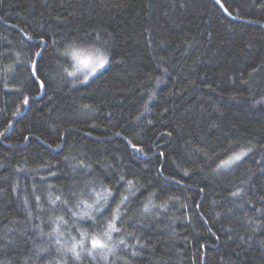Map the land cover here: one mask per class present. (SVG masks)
I'll return each instance as SVG.
<instances>
[{
    "label": "trees",
    "instance_id": "trees-1",
    "mask_svg": "<svg viewBox=\"0 0 264 264\" xmlns=\"http://www.w3.org/2000/svg\"><path fill=\"white\" fill-rule=\"evenodd\" d=\"M0 264H264V0H0Z\"/></svg>",
    "mask_w": 264,
    "mask_h": 264
},
{
    "label": "snow or ice",
    "instance_id": "snow-or-ice-1",
    "mask_svg": "<svg viewBox=\"0 0 264 264\" xmlns=\"http://www.w3.org/2000/svg\"><path fill=\"white\" fill-rule=\"evenodd\" d=\"M96 63H97L98 66H102L105 63V60H104V58L98 59ZM36 71L38 72L39 69L37 68ZM40 85L44 86V82L40 81ZM23 103L25 105H27L29 103V98H25L23 100ZM244 155H245V152L242 150L240 153L235 154L233 157L229 158L228 160L222 161L220 166L226 167V166L232 164L234 161H240L241 158ZM121 179H123V177H121ZM127 183L131 187V185L133 184V181H127ZM37 199H39V198L37 197ZM57 199H59V197ZM121 203H124L123 199L121 200ZM89 207H91V206H89ZM116 215L117 216L119 215V205H117V208H116ZM119 231H120V229L117 227L116 223L113 220H110L109 224H108V230L104 233V235L108 239H111V233L112 232H119ZM120 242L123 243V241H120ZM91 244H92L93 248H96V247H100V248L107 247V245L102 240H100L99 238H96V237H93V239L91 240ZM70 251H72L73 253H76V247L73 246L70 249ZM76 256H77V258H79V253H76Z\"/></svg>",
    "mask_w": 264,
    "mask_h": 264
},
{
    "label": "rangeland",
    "instance_id": "rangeland-1",
    "mask_svg": "<svg viewBox=\"0 0 264 264\" xmlns=\"http://www.w3.org/2000/svg\"><path fill=\"white\" fill-rule=\"evenodd\" d=\"M106 51L100 48H84V47H78L73 50V58L75 59V72L83 78V81H87L90 78H92L87 69L83 67V65L80 64V61H84L88 64H94L97 62L98 59L105 58ZM78 76V75H77ZM85 77H88L85 79Z\"/></svg>",
    "mask_w": 264,
    "mask_h": 264
},
{
    "label": "clouds",
    "instance_id": "clouds-1",
    "mask_svg": "<svg viewBox=\"0 0 264 264\" xmlns=\"http://www.w3.org/2000/svg\"><path fill=\"white\" fill-rule=\"evenodd\" d=\"M111 58V53H106L105 54V63L102 66H98L97 63L94 64H88L84 61H80V64L83 65V67H85L89 73V75L93 78L95 76H97L99 74L100 71L103 70L104 67H106L110 61ZM64 73L66 74V76L68 77H74L76 75V72L73 71V64L70 63L66 68L63 69ZM88 77H85V79H87ZM73 83H75V81H73ZM159 83V81H158ZM156 92L153 91L151 93V96L149 97L150 99L155 97ZM146 110H147V106H145ZM91 206V205H89ZM104 219L108 220V222L111 220L110 215H107L105 217H103Z\"/></svg>",
    "mask_w": 264,
    "mask_h": 264
}]
</instances>
